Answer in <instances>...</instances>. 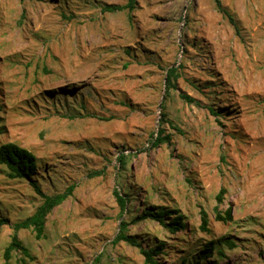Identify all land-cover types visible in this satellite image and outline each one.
<instances>
[{"label": "rangeland", "instance_id": "1", "mask_svg": "<svg viewBox=\"0 0 264 264\" xmlns=\"http://www.w3.org/2000/svg\"><path fill=\"white\" fill-rule=\"evenodd\" d=\"M127 2L0 0V145L36 156L45 194L75 186L42 237L18 232L32 259L6 261L13 225L43 198L0 165V264H146L139 248L113 243L123 220L142 248L164 245L157 264H264V0L102 11ZM160 129L170 139L153 147ZM164 210L187 229L140 219Z\"/></svg>", "mask_w": 264, "mask_h": 264}, {"label": "trees", "instance_id": "2", "mask_svg": "<svg viewBox=\"0 0 264 264\" xmlns=\"http://www.w3.org/2000/svg\"><path fill=\"white\" fill-rule=\"evenodd\" d=\"M216 4L220 7V0H214ZM137 0H128L127 4L121 5H105L102 8L103 12L108 13H117L124 10H128L132 12L136 7ZM178 78V72L176 68H170L167 72L166 76V91L168 92L171 88H174L173 81ZM188 101H192L191 98L186 97ZM213 111V110H212ZM169 136H163V130L160 129L157 132V137L154 138V134L152 135V146L158 147L159 145L163 144L166 141H169ZM118 163L122 168L127 166V156L125 154H120L118 156ZM0 165L6 167L8 177L11 179H20V180H27L30 182V185L33 187L36 194L43 198L42 204L37 208V210L26 219L17 222L13 225L14 234L12 236V240L10 244L7 246L4 257L6 261L11 259V254L13 251H20L21 254L27 259H32V256L29 250L23 245V243L18 238V232L20 230H28L33 229L37 236L40 238L44 234L45 230V222L47 216L53 211L54 208L60 206L65 200L68 199L73 194L75 186H69L65 192L59 193L53 196L45 194L42 190L40 185L33 180L39 169V162L36 156L30 152L29 150L19 146L16 143L8 142L0 145ZM115 195L117 198L118 203L120 204L121 210L124 211L126 207V201L123 197L119 194L118 191H115ZM220 200V195L218 196ZM168 217L169 219H167ZM220 220H231V211H227L225 217L218 215L217 216ZM152 218L157 220L162 225L168 227L173 233H176L179 229H187V225L185 223V219L179 212L175 211H159V212H148L146 211L140 219H147ZM168 221V222H167ZM202 223L204 228L207 225V216L204 212H202ZM8 224V220L6 218L0 217V233L1 229L4 225ZM127 229V222L124 220L120 222L119 232L113 243L117 244L119 242H126L134 247L140 249V252L145 257L146 264H157L156 257L163 253L164 245L156 246L154 248L144 249L142 248L141 243H139L135 237L129 236L126 232ZM227 243L233 247L234 244L231 242ZM216 249V243L211 241L209 242L205 248L202 250L199 259H208Z\"/></svg>", "mask_w": 264, "mask_h": 264}]
</instances>
